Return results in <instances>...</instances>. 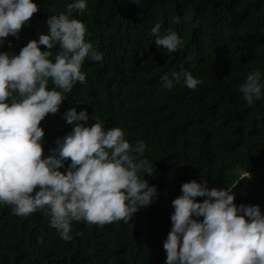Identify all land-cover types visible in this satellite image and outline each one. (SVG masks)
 <instances>
[{
    "label": "trees",
    "instance_id": "16d2710c",
    "mask_svg": "<svg viewBox=\"0 0 264 264\" xmlns=\"http://www.w3.org/2000/svg\"><path fill=\"white\" fill-rule=\"evenodd\" d=\"M35 3L39 10L18 39L6 38L0 52L19 54L27 43L48 34L50 16L67 14L75 0ZM86 4L85 12L74 10L70 18L85 25L86 42L103 59L85 58L86 83L75 84L60 111L41 121L43 155H50L56 140L71 132L64 113L73 107L86 110L105 130L122 129L131 145L144 142L137 159L153 165L154 173L144 178L159 195L128 222L100 226L73 221L71 241L60 238L44 212L21 217L13 206L0 204V264H165L163 243L172 226L171 202L182 194L181 185L192 180L231 190L238 206L259 205L264 214V98L248 106L238 90L257 69L264 83V0H138L137 5L132 0H86ZM176 17L180 23H173ZM156 23H161L162 33H178L183 47L168 54L157 48L151 36ZM49 51L54 60L59 45ZM181 69L202 83L195 90L182 83L165 89L161 77ZM95 122L90 118L87 126Z\"/></svg>",
    "mask_w": 264,
    "mask_h": 264
},
{
    "label": "clouds",
    "instance_id": "9594fccd",
    "mask_svg": "<svg viewBox=\"0 0 264 264\" xmlns=\"http://www.w3.org/2000/svg\"><path fill=\"white\" fill-rule=\"evenodd\" d=\"M86 8V0H75L67 14L50 16L48 34L27 43L19 54L0 52V204L13 206L14 214L21 217L44 212L64 241L73 238V221L100 226L128 222L159 195L144 178L154 173L153 165L137 159L145 150L144 142L131 145L122 129L105 130L98 117H90L86 110L77 112L73 107L64 113L72 130L56 140L50 155H43L41 121L60 111L65 94L75 84L86 83L85 58L103 59L86 42L85 25L70 18L74 10L83 13ZM38 10L35 0H0V46L9 35L18 39ZM173 23H180V18ZM161 27L156 23L151 28L157 48L168 54L183 47L178 33H162ZM55 44L59 51L53 60L49 50ZM41 45L47 50L42 51ZM261 79L257 69L239 86L248 106L264 98ZM161 80L168 90L180 83L195 90L202 83L183 69L166 73ZM90 118L96 122L87 126ZM181 193L171 202L172 226L163 243L165 264H264V214L259 205L238 206L231 190L209 188L202 180L183 183Z\"/></svg>",
    "mask_w": 264,
    "mask_h": 264
}]
</instances>
